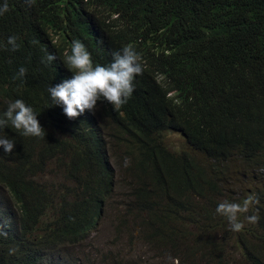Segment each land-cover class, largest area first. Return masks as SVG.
<instances>
[{
  "label": "trees",
  "instance_id": "1",
  "mask_svg": "<svg viewBox=\"0 0 264 264\" xmlns=\"http://www.w3.org/2000/svg\"><path fill=\"white\" fill-rule=\"evenodd\" d=\"M5 2L0 114L23 99L46 134L0 130V264H264V0ZM74 40L96 61L134 45L147 68L122 107L65 121L48 89ZM251 194L231 231L218 204Z\"/></svg>",
  "mask_w": 264,
  "mask_h": 264
},
{
  "label": "clouds",
  "instance_id": "2",
  "mask_svg": "<svg viewBox=\"0 0 264 264\" xmlns=\"http://www.w3.org/2000/svg\"><path fill=\"white\" fill-rule=\"evenodd\" d=\"M34 2L35 0H26L29 6ZM8 10V4L5 2L0 6V15ZM16 39L15 36L8 38L12 50L19 47ZM56 58L55 54L48 53L46 62H53ZM64 64L61 72L63 81L49 87L48 92L54 105L62 106L66 122L88 116L90 112H95L96 108L103 105L111 104L115 109H119L127 103L133 91H136L139 80L147 68L145 61L139 59L132 43H125L115 49L108 59L96 61L85 42L80 40L72 41L71 53L66 56ZM25 73L26 69L21 67L18 76L23 77ZM156 78L170 86L169 78L163 73H156ZM175 92L176 90L172 89L168 95H174ZM37 116L26 101L16 99L0 114V130L10 127L24 136L43 138L46 130ZM0 145L3 146L5 153H12L15 146L13 140L2 135ZM127 165L128 159L125 158V166ZM258 203V197L251 194L242 203L224 200L218 204L216 212L226 218L231 231L239 232L244 228L243 222L239 219L240 215L248 213L251 206ZM246 219L249 223L255 224L259 221V216L254 214L247 216ZM170 260L171 264H179L178 258L170 257Z\"/></svg>",
  "mask_w": 264,
  "mask_h": 264
},
{
  "label": "rangeland",
  "instance_id": "3",
  "mask_svg": "<svg viewBox=\"0 0 264 264\" xmlns=\"http://www.w3.org/2000/svg\"><path fill=\"white\" fill-rule=\"evenodd\" d=\"M171 140H180L181 136L178 133H171L170 134ZM116 213L115 209L112 210H108L105 214V216L101 219V224L100 227L98 229V233H93L91 235V237L94 235V239H95V234H97V241L92 239L90 237L91 240V244L95 245V246H100L101 248L104 249L103 246L106 245V243L108 242L109 238L112 235V232L110 231L112 229L113 226V221H114V217ZM90 239L86 242H84L85 244L89 245L90 244Z\"/></svg>",
  "mask_w": 264,
  "mask_h": 264
}]
</instances>
